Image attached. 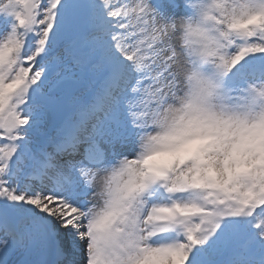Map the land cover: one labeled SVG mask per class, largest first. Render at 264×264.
I'll use <instances>...</instances> for the list:
<instances>
[{
    "label": "bare ground",
    "instance_id": "6f19581e",
    "mask_svg": "<svg viewBox=\"0 0 264 264\" xmlns=\"http://www.w3.org/2000/svg\"><path fill=\"white\" fill-rule=\"evenodd\" d=\"M188 1L189 3L190 1L194 4L196 3V0ZM89 2L93 8V15L78 23V26H84V28L82 27L83 31L77 32H75L74 27L71 24L72 21H75V17L70 16L72 20L67 22L66 17L60 14V22H51L48 20V12L46 10L47 5H44V11L39 16L40 22L34 26L37 32L40 33V39L43 40L44 37L49 34L51 37L57 35L56 43L65 45L66 36L70 33L71 35L76 36V39H80L83 33L87 34L85 30L87 28H94V25L101 19L99 12L104 11L101 0H90ZM135 5H137V0H131V3L128 4L131 12H136ZM54 8L55 11H61L62 3L57 2L54 5ZM218 8L220 11L221 27L219 29L213 28L212 32L206 34H204L202 28L200 30L198 24L192 20V16L195 15L198 8H193L191 14H187L183 11L179 14L174 10L165 12L161 29L165 33L176 36L180 39L183 46L182 57L187 58L189 54L194 51V54L196 53L195 58H197L198 54L205 50L203 48V43L206 41L209 43V49L210 47L213 48V50L211 49V52L213 51L211 54L212 61H217L219 58H222L225 61V59L228 58L231 60L232 64L234 60L239 57L240 47L236 51L234 50V43L236 42V40H234L235 38H227L225 41L226 43H229V46H226L225 51L221 52L219 50H214V42L211 35H221L222 32H234L239 29V25L241 26L242 24L238 23L246 14L253 11V3L250 1L235 2L234 0H217L216 9ZM9 9V1L2 0L0 4V22L5 21L4 14ZM245 22L246 20H244V23ZM47 27L50 29L49 32H47ZM65 28H67L66 32H64ZM87 38L91 37L85 36L84 40ZM96 38H98V36ZM201 41L202 44H200ZM120 44L121 46H118L117 49L121 51L123 40H121ZM44 45L45 47H49L51 44L44 43ZM260 46L261 50H263L262 44H260ZM78 48V46L73 48L74 53H76ZM89 50L93 51V49ZM9 51L5 52V54L0 57V69L6 63L17 67L15 62L9 57ZM234 52H236V55H234L235 58L230 59ZM261 54L260 51L259 55L261 56ZM178 60H181L180 56H178L177 59L171 58L170 63H172V61L178 63ZM42 62H44V60H42L41 63ZM120 62L128 65L130 62H134V58L131 56H122ZM240 63L244 64L243 61ZM110 64L115 65V62L112 61ZM87 68L88 66H85V69ZM187 69L190 74L187 77V80H190L188 84L190 91L185 93L180 88H173L171 85L167 84L165 88L168 95H171L174 92L175 94L172 100L161 110L158 115V123L155 127L141 139V141L145 142L143 145L144 149H152L146 150L144 158L139 154H134L132 150H128V156L125 157V164L126 169L131 172V176L126 178L128 173L125 172L118 174L117 179L114 181H100L97 184L96 189L92 192L95 201V208L92 207V212H90L84 204L80 205V202L74 199L64 198L63 200L56 201L50 193L42 195L39 193L36 194L38 196L37 198L40 199L42 203L46 204L41 207H46L47 214L50 215L52 222L56 225L57 229L60 228L65 237L70 234L73 235L71 240L65 238L66 244L71 248H75V246H78L81 249L83 248L85 251V260L90 259L91 264H167V261L173 257V252L160 245V241L147 242L149 244L151 243V246L144 244L143 250L138 251L136 254H131L129 252V243L126 244L124 251H118L113 247H109L107 251H101L95 249L93 245H91V243L97 244V241H102V236L106 229V221L114 224L116 221L120 220L122 211L116 210L117 207L123 206L128 207V210H133L135 207L131 202L133 198L144 196V184L140 182L139 186L135 187L136 179L139 176L136 167L140 164L145 168L146 166L155 167L161 174L164 169L163 165L172 169L173 172H175V180L173 182H175L177 187H184L186 183L190 182V177L186 179L185 173L191 171L192 167H196L200 171L199 180L204 187L208 186V175L216 174L219 176L220 180L223 181L226 173L230 176V181L226 182V184L229 186L238 185V183L242 182V175L244 172L251 174V177H257L258 186L263 185L264 161L256 157L251 149H248L255 143V139L259 137V133L252 130L250 125L261 121L260 117L240 113V107L233 103L231 98L228 99V101L224 100V102H218V97L215 94L206 91L207 87L212 88L211 84L208 83L207 78H203V76L200 75L201 72L193 71L189 65L187 66ZM5 86L6 83H3V80L0 78V109L5 105L13 103L11 99H5L3 96ZM11 89L16 90L15 87H11ZM219 94H221V91ZM193 98H198V102H195V100L193 101ZM81 100H83V97L78 96L74 101V105L80 108ZM21 101L22 100H19L18 102ZM260 109L262 112L264 111V103L261 104ZM19 113H21L22 116H25L27 124L30 125V111L22 109ZM187 116H190L187 125L190 129H187L186 133L183 135L179 132V129L185 127L184 119ZM72 119L78 121V118L76 117H73ZM34 122L37 121L33 120L32 123ZM241 126L249 127V131L247 133L241 132ZM21 133L26 132L20 131L18 134ZM52 136L58 138L62 137L60 133H53L51 134V137ZM262 137L263 135L260 136L259 139H262ZM24 138H26V136H24ZM3 148L7 150L6 154L9 155V149L5 146H3ZM30 148L31 146L28 147V149ZM153 151H158V155L146 159V156L153 153ZM188 153H192L191 158L189 160L186 159L189 165L181 170L179 167V155H186ZM160 158L162 159L161 161H159ZM6 159L13 160L14 158L5 157L2 160L1 168H5L4 162ZM23 168H25V160H18L17 170L15 172L18 173ZM8 169H11V167H8L7 170ZM239 172L241 173L239 174ZM8 178L7 173L0 175V180H4L5 184H8L6 190L8 194L13 195L15 198H20L21 201H19V203L24 206L23 212L25 214V219L28 220V222L23 221L21 226L26 231L24 241L25 243H28L30 231H28L27 228L29 225L32 227V223L37 224L34 216L38 213V210L36 209L40 206L37 203L30 204L31 206L25 203L28 199H23L22 195L18 194L15 188L9 186L10 181L7 180ZM119 180L122 181L120 184H118ZM122 185H125L124 190L121 189ZM128 190H132V192L129 193ZM246 191V186H242L241 193L244 194ZM109 192H111V198L108 200L107 207H105L104 202L98 199L100 195L108 194ZM253 193L255 194V199L253 200L252 205L247 206L246 211L251 210V208L255 207V203H261L263 200L262 195L258 193L257 189H255ZM114 195L117 196L116 200L112 199V196ZM126 197L128 203L122 204V200ZM174 197L175 195L169 194L166 203L169 204L170 200L174 199ZM177 202L174 200L173 205H175V203L178 205L177 208L180 209L184 217L193 216L194 210L196 209L193 202H189V205L183 204L181 200H178ZM262 210L263 209L261 208L257 209L259 214H263ZM96 215H100L105 222H101L98 225L92 224L83 226V221ZM160 218L165 219V215L163 214ZM143 227L153 228V225L144 222ZM82 229H86L88 232H82ZM41 231L42 230H40V232ZM200 244L203 246L201 249L205 250L210 260L217 258V253L213 250L211 245L206 244L205 241ZM230 246L235 247L233 240L230 241ZM20 251V249L8 250V256H2L0 253V264H18L16 256ZM30 251H32V249L27 248L25 249V252L22 251L24 261ZM43 254L44 253L38 252L33 256L34 260L39 262V264H44L42 259ZM179 258L180 262H182L184 259V253H182ZM180 262L178 264H180ZM231 264H235V262H232Z\"/></svg>",
    "mask_w": 264,
    "mask_h": 264
},
{
    "label": "rangeland",
    "instance_id": "374dc122",
    "mask_svg": "<svg viewBox=\"0 0 264 264\" xmlns=\"http://www.w3.org/2000/svg\"><path fill=\"white\" fill-rule=\"evenodd\" d=\"M248 95H249L251 98H253V95H252V92H251V91H248ZM211 225L214 227V229H216V223L213 222L212 220H211Z\"/></svg>",
    "mask_w": 264,
    "mask_h": 264
}]
</instances>
